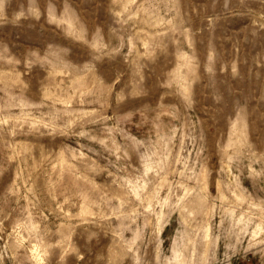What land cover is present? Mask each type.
<instances>
[{
	"label": "rangeland",
	"instance_id": "rangeland-1",
	"mask_svg": "<svg viewBox=\"0 0 264 264\" xmlns=\"http://www.w3.org/2000/svg\"><path fill=\"white\" fill-rule=\"evenodd\" d=\"M0 264H264V0H0Z\"/></svg>",
	"mask_w": 264,
	"mask_h": 264
}]
</instances>
